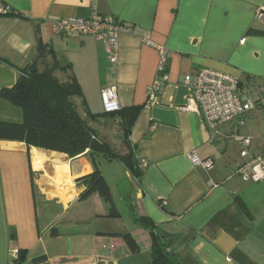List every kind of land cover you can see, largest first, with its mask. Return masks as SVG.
Wrapping results in <instances>:
<instances>
[{
    "label": "crops",
    "instance_id": "0c3cea01",
    "mask_svg": "<svg viewBox=\"0 0 264 264\" xmlns=\"http://www.w3.org/2000/svg\"><path fill=\"white\" fill-rule=\"evenodd\" d=\"M1 1L22 18L0 17V93L32 63L39 38L65 68L55 77H74L90 114L105 113L101 91L109 87L116 88L118 110H142L129 134L140 178L118 161L98 158L117 220L106 218L97 194L78 201V181L93 172L85 153L70 158L0 141V264H18V258L32 264L40 257L34 264H152L150 232L124 219L128 208L172 241L181 264H264V180L244 182L236 175L245 160L236 153L243 148L231 124L213 131L199 114L179 110L191 94L185 77L203 70L251 79L264 96V16L258 17L264 0ZM93 10L130 26L118 35L116 63L92 35L53 32L55 21L87 19ZM162 56L167 80L148 103ZM75 103L81 108L80 99ZM0 120H21L1 97ZM106 120L96 125L99 133ZM243 135L250 137L248 156L262 154L264 114L248 117ZM190 153L210 159L212 167L193 166ZM125 234L138 253L129 251Z\"/></svg>",
    "mask_w": 264,
    "mask_h": 264
},
{
    "label": "trees",
    "instance_id": "16d2710c",
    "mask_svg": "<svg viewBox=\"0 0 264 264\" xmlns=\"http://www.w3.org/2000/svg\"><path fill=\"white\" fill-rule=\"evenodd\" d=\"M1 16L22 18V14L0 0ZM36 41V55L32 63L22 71L12 88L3 89L0 93L1 99L21 113L19 122L0 120V141L23 143L27 147L65 154L70 158L85 153L92 163L93 172L78 181L83 186L78 201L97 194L107 206L106 218L120 219L109 184L98 168V158L118 161L132 176L140 178L129 134L142 107L105 112L103 115L90 114L74 77L70 76L64 82L57 79L55 73L65 68L56 64L53 54L39 38ZM76 99L81 100V108L76 105ZM101 118L117 122L123 138L121 152L115 150L108 138L95 128ZM137 221L150 232L152 264H181L173 252L174 244L166 235L158 233L147 218ZM122 238L131 253L139 252L130 234ZM42 260L43 257L34 259L32 264ZM16 262L19 264L20 259Z\"/></svg>",
    "mask_w": 264,
    "mask_h": 264
},
{
    "label": "built area",
    "instance_id": "2783aa9c",
    "mask_svg": "<svg viewBox=\"0 0 264 264\" xmlns=\"http://www.w3.org/2000/svg\"><path fill=\"white\" fill-rule=\"evenodd\" d=\"M259 13L258 17H263ZM131 31L128 24L119 23L113 17L100 16L93 10L87 19H62L53 23L54 34L62 37L92 35L104 43L108 60L117 62L118 35ZM164 59L158 69V75L147 90L148 103L156 101L160 86L167 77L163 69ZM184 84L190 89V96L180 107L182 112L199 114L208 129L216 131L223 125L231 124L233 137L242 146L240 157L245 160L235 171L244 182L259 183L264 180V152L257 156H248L250 137L239 136L245 128V121L254 114H264V96L262 90L251 80L239 79L218 72L203 70L194 76H186ZM101 100L106 113L118 110L116 88L109 87L101 91ZM193 166L206 169L212 167L210 159L200 160L194 153L188 154ZM17 251L14 256H17Z\"/></svg>",
    "mask_w": 264,
    "mask_h": 264
},
{
    "label": "rangeland",
    "instance_id": "374dc122",
    "mask_svg": "<svg viewBox=\"0 0 264 264\" xmlns=\"http://www.w3.org/2000/svg\"><path fill=\"white\" fill-rule=\"evenodd\" d=\"M103 125H104L103 126L104 127L103 132H106V134L108 135V137H107L108 141H110L112 143V145H114L115 150L121 152V150L123 149L122 148L123 138H122L120 128L117 125V122L108 120V121H105V123ZM103 132H100V134L102 135ZM236 153L239 157L240 151L238 150ZM236 153H235V156H237ZM128 209H124V211H123V216L125 217L124 219L126 221H130V219H131V212H129Z\"/></svg>",
    "mask_w": 264,
    "mask_h": 264
},
{
    "label": "water",
    "instance_id": "95a60500",
    "mask_svg": "<svg viewBox=\"0 0 264 264\" xmlns=\"http://www.w3.org/2000/svg\"><path fill=\"white\" fill-rule=\"evenodd\" d=\"M131 219L134 220V221H137L138 217L136 216V214L132 213L131 214Z\"/></svg>",
    "mask_w": 264,
    "mask_h": 264
}]
</instances>
